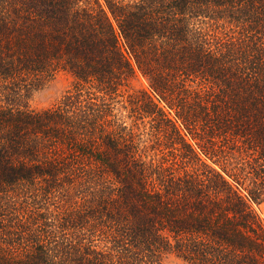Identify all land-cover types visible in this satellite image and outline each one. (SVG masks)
<instances>
[{
    "label": "trees",
    "instance_id": "trees-1",
    "mask_svg": "<svg viewBox=\"0 0 264 264\" xmlns=\"http://www.w3.org/2000/svg\"><path fill=\"white\" fill-rule=\"evenodd\" d=\"M257 201L264 0H0V264H264Z\"/></svg>",
    "mask_w": 264,
    "mask_h": 264
},
{
    "label": "rangeland",
    "instance_id": "rangeland-1",
    "mask_svg": "<svg viewBox=\"0 0 264 264\" xmlns=\"http://www.w3.org/2000/svg\"><path fill=\"white\" fill-rule=\"evenodd\" d=\"M72 78L68 73L59 72L53 79L48 81L40 89L32 94L29 101V106L33 110H43L51 107L55 104L63 93L71 85ZM132 86L137 88H147V84L144 79L136 73L135 79L132 82ZM244 187L249 188V182L247 181V175H244ZM248 187V188H247ZM244 194V192L242 193ZM251 207L257 217L260 219L264 225V202L257 201L251 202ZM162 264H187L173 254H164L161 257Z\"/></svg>",
    "mask_w": 264,
    "mask_h": 264
}]
</instances>
